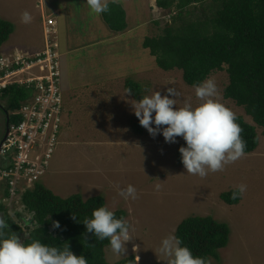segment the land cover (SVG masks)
<instances>
[{"label":"rangeland","instance_id":"374dc122","mask_svg":"<svg viewBox=\"0 0 264 264\" xmlns=\"http://www.w3.org/2000/svg\"><path fill=\"white\" fill-rule=\"evenodd\" d=\"M109 1L123 6L128 29L113 33L100 14L90 11L86 0H0V18L14 25L0 47V54L16 48L12 52L41 51L49 46L48 41L59 44L64 112L41 183L62 198L79 194L86 200L100 195L105 207L126 212L124 220L132 226V240L126 243V252L122 255L106 246L108 263L133 254L135 264H167V258L159 253L162 239L174 234L182 219L200 215L225 222L230 228L229 242L219 250L218 261L210 259L212 264H264V134L261 127L254 124L259 138L256 154L245 153L222 171L209 172L203 178L187 174L183 164L176 160L178 146L185 142L183 138L177 137L175 143H166L162 134L153 138L134 114L133 104L138 100L126 93L124 87L127 78L139 83L143 97L156 91L162 96L169 95L167 88L174 87L179 93L177 97L169 95L177 101L174 107H183L185 103L196 107L201 103L195 95V86L183 81L181 70L157 67L154 57L142 47L144 36L158 35L164 26L176 22L175 9L162 10L155 5V0ZM210 1L188 6L183 16L186 19L204 17L209 13ZM24 11L32 16L28 24L21 21ZM45 17L56 21L49 37L48 23L42 25ZM208 78L217 84L218 96L214 99L236 115L244 114L253 124L242 107L224 98L223 89L228 83L226 71H214ZM3 162L0 157V165ZM158 184L160 188L156 190ZM240 184L247 185L240 205L232 207L219 198L222 191L235 189ZM128 185L137 189V199L125 200L119 195V190ZM3 188L0 178V201L27 236L34 224L25 225L16 212L23 217H30L31 213L21 204L19 194L5 199Z\"/></svg>","mask_w":264,"mask_h":264},{"label":"trees","instance_id":"16d2710c","mask_svg":"<svg viewBox=\"0 0 264 264\" xmlns=\"http://www.w3.org/2000/svg\"><path fill=\"white\" fill-rule=\"evenodd\" d=\"M203 1L155 0L160 8L175 9L176 22L164 26L158 35L144 36L142 47L154 57L157 67L167 71L181 70L183 81L190 86L205 81L214 71H226L228 83L223 89L224 98L242 107L253 123H249L244 114L236 115V122L243 129L241 136L247 145L245 153H249L256 149L259 142L254 124L260 126L264 134V0H211L209 13L204 17L186 19L183 16L188 6ZM100 16L113 33L128 28L125 9L120 3L109 1V11ZM13 29L10 20L0 18V47ZM124 87L126 91L131 89L130 95L136 100L143 97L139 83L127 78ZM31 94L30 86L17 83L0 90V103L7 110L9 125L20 121V116L14 112ZM181 146H186V142L181 143L176 152L179 164H182ZM234 190L222 191L219 198L228 205L238 204L241 197L232 199ZM3 195L9 196L8 188L4 187ZM20 201L25 209L33 213L36 221V226L23 239L24 243L39 240L59 248L67 243L75 255H84L88 264L136 263L133 254L108 263L104 248L109 246V241L97 240L92 233H87L82 222L91 219L95 209L105 207L102 196L84 200L81 195L73 194L62 198L37 182L32 189L21 194ZM0 211L5 212L9 231L18 232L15 233L17 235L21 233L20 226L6 213L1 201ZM113 212L116 218L125 219L124 210ZM73 214L77 216L76 220ZM55 221L59 222V228L53 227ZM174 235L183 246L191 249L194 256L203 258L206 264H212L210 259L218 261L219 250L228 244L230 228L227 223L210 216L192 215L179 222Z\"/></svg>","mask_w":264,"mask_h":264},{"label":"clouds","instance_id":"9594fccd","mask_svg":"<svg viewBox=\"0 0 264 264\" xmlns=\"http://www.w3.org/2000/svg\"><path fill=\"white\" fill-rule=\"evenodd\" d=\"M86 4L97 15L109 11V0H86ZM21 21L30 23V12L24 11ZM53 42L58 47V42ZM126 93L131 94V89ZM167 93L172 97L179 95L174 87L167 88ZM169 95L162 96L158 91L150 96L146 95L133 104V111L140 125L153 138L162 134L166 143H175L177 137L183 138L186 146H181L179 152L187 174L203 178L209 172L222 171L227 164L245 155L247 145L241 136L243 129L236 122V114L214 99L218 96V88L212 78L195 85V95L201 101L196 107L190 103L174 107L177 101L169 98ZM42 178L43 176L41 180ZM155 187L159 190L160 185ZM246 190L247 185H237L232 199L241 197ZM23 192L19 191L15 195L19 194L21 197ZM119 195L125 200L138 198L137 189L133 185L120 189ZM12 197L4 196L5 199ZM76 218L73 214V219ZM30 220L31 217H26L24 223L27 224ZM82 223L87 233H92L97 240H108L110 248L116 254H124L126 243L132 240V226L123 218H116L115 213L107 207L95 209L92 218L85 219ZM53 227L59 228V222H53ZM159 253L167 258V264H206L203 258L194 256L190 248L183 246L174 234L162 239ZM0 264H88V261L84 255H75L67 243L63 248L49 246L39 240L24 243L17 234L9 231L7 217L0 215Z\"/></svg>","mask_w":264,"mask_h":264},{"label":"built area","instance_id":"2783aa9c","mask_svg":"<svg viewBox=\"0 0 264 264\" xmlns=\"http://www.w3.org/2000/svg\"><path fill=\"white\" fill-rule=\"evenodd\" d=\"M46 23L49 34L54 21L47 18ZM48 43L41 51L0 55V90L13 83L32 88V94L14 112L20 121L8 126L7 136L0 143L4 161L0 165V178L9 197L40 182L60 130L64 109L59 53L57 43Z\"/></svg>","mask_w":264,"mask_h":264},{"label":"flooded vegetation","instance_id":"af4514ba","mask_svg":"<svg viewBox=\"0 0 264 264\" xmlns=\"http://www.w3.org/2000/svg\"><path fill=\"white\" fill-rule=\"evenodd\" d=\"M1 109H2V111H1ZM6 111H7V110H6ZM0 112H1V114H2V116H3V123L0 124V135L3 133L2 136L0 137V143H1L2 138H3V136L5 135V132H6V128H7V126H9V121H7L6 115H5V113H4V105L1 104V103H0ZM0 157H1V156H0ZM24 208H25V207H24ZM26 210H27V209H26ZM27 211H28V210H27ZM4 213H5V212L0 211V215H4ZM29 213H32V212L28 211V214H29ZM4 216H5V215H4ZM16 216L20 219V221H23V223H24V220H25L26 217H23V215H22L21 213H19V212H16ZM30 217H31V220H30L29 223H33V224H34L33 227L30 229V230H32V229L36 226V221H35V219L33 218V215H32V214H30ZM25 225H27V224H25ZM30 230H29L28 232H30ZM28 232H27V234H28ZM15 233H18V232H15ZM18 236H19L22 240L26 237L25 234L22 232V230H21V233L18 234Z\"/></svg>","mask_w":264,"mask_h":264},{"label":"crops","instance_id":"0c3cea01","mask_svg":"<svg viewBox=\"0 0 264 264\" xmlns=\"http://www.w3.org/2000/svg\"><path fill=\"white\" fill-rule=\"evenodd\" d=\"M160 9H162V8H160ZM162 10H163V9H162ZM52 18H53V17H52ZM44 19H45V20L42 19V25H43V22H46L47 17H45ZM53 20H54V19H53ZM54 22H55V23L53 24V27L56 26V21L54 20ZM53 27H52V28H53ZM107 28H108V27H107ZM108 29H109V28H108ZM127 29H128V28H127ZM112 32H113V31H112ZM115 33H120V32H115ZM57 42H58V41H57ZM58 46H59V44H58ZM14 50H15V49H14ZM14 50H12V51H14ZM12 51H11V52H12ZM11 52H8V53H11ZM12 53H13V52H12ZM75 94H76V93H75ZM74 98H75V97H74ZM75 99H77V98H75ZM257 147H258V145H257ZM257 147H256L255 150H253L252 152H249V153H255V154H256ZM257 153H258V152H257ZM242 198H243V195L241 196V200H240V202L238 203L239 205H240V203H241V201H242ZM236 205H237V204H235V205H230V206L234 207V206H236Z\"/></svg>","mask_w":264,"mask_h":264},{"label":"water","instance_id":"95a60500","mask_svg":"<svg viewBox=\"0 0 264 264\" xmlns=\"http://www.w3.org/2000/svg\"><path fill=\"white\" fill-rule=\"evenodd\" d=\"M4 113H5V115H6V118H7V121H8L7 111H6V110H4ZM7 133H8V126H7V128H6V132H5V135L3 136L2 140H4V139L6 138V136H7ZM1 142H2V141H1Z\"/></svg>","mask_w":264,"mask_h":264}]
</instances>
